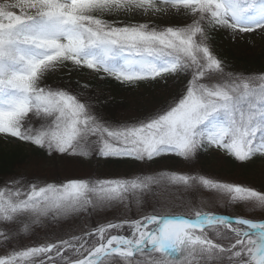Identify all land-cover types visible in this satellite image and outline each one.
Returning <instances> with one entry per match:
<instances>
[{
  "label": "snow or ice",
  "instance_id": "obj_1",
  "mask_svg": "<svg viewBox=\"0 0 264 264\" xmlns=\"http://www.w3.org/2000/svg\"><path fill=\"white\" fill-rule=\"evenodd\" d=\"M0 264H264V0H0Z\"/></svg>",
  "mask_w": 264,
  "mask_h": 264
},
{
  "label": "rangeland",
  "instance_id": "obj_2",
  "mask_svg": "<svg viewBox=\"0 0 264 264\" xmlns=\"http://www.w3.org/2000/svg\"><path fill=\"white\" fill-rule=\"evenodd\" d=\"M256 39L258 41L259 37H257ZM251 46L252 45L249 44V47H251ZM160 170H177V171H180V170H184V165L182 163H179V162H169V164L167 165V168L160 169ZM84 171L85 172L92 171L94 174L100 175V176H105V175L110 174V172L108 170H106L104 166H101L99 169H96L95 166L93 165L90 169L89 166L85 165ZM162 191H164L165 195L167 194V190H162ZM206 195H207V193H205V197H206Z\"/></svg>",
  "mask_w": 264,
  "mask_h": 264
},
{
  "label": "trees",
  "instance_id": "obj_3",
  "mask_svg": "<svg viewBox=\"0 0 264 264\" xmlns=\"http://www.w3.org/2000/svg\"><path fill=\"white\" fill-rule=\"evenodd\" d=\"M229 55H232L231 52H229ZM246 61L250 64V66H259L258 65V61H259V57H247L245 58ZM124 107H127V105H124ZM239 179H243V177H238Z\"/></svg>",
  "mask_w": 264,
  "mask_h": 264
}]
</instances>
